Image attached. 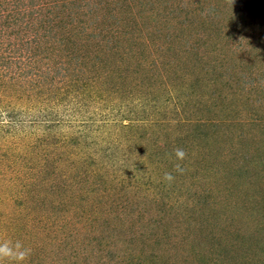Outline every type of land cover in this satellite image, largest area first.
<instances>
[{
	"label": "rangeland",
	"instance_id": "374dc122",
	"mask_svg": "<svg viewBox=\"0 0 264 264\" xmlns=\"http://www.w3.org/2000/svg\"><path fill=\"white\" fill-rule=\"evenodd\" d=\"M0 30L27 264H264V0H0Z\"/></svg>",
	"mask_w": 264,
	"mask_h": 264
},
{
	"label": "clouds",
	"instance_id": "9594fccd",
	"mask_svg": "<svg viewBox=\"0 0 264 264\" xmlns=\"http://www.w3.org/2000/svg\"><path fill=\"white\" fill-rule=\"evenodd\" d=\"M2 115L4 117L7 116L6 113ZM174 155L177 161H183L187 153L182 148H176L174 150ZM175 170L182 173L184 169L180 163H177L175 165ZM163 179L171 183L174 180V176L171 172H165ZM32 251L30 247H26L20 240H0V264H27L32 255Z\"/></svg>",
	"mask_w": 264,
	"mask_h": 264
},
{
	"label": "trees",
	"instance_id": "16d2710c",
	"mask_svg": "<svg viewBox=\"0 0 264 264\" xmlns=\"http://www.w3.org/2000/svg\"><path fill=\"white\" fill-rule=\"evenodd\" d=\"M0 32H1V30H0ZM27 71H30V69H29V70L27 69ZM30 72H31V71H30Z\"/></svg>",
	"mask_w": 264,
	"mask_h": 264
}]
</instances>
